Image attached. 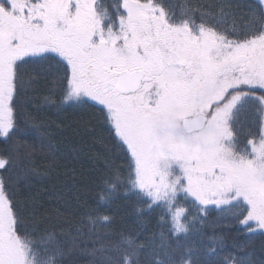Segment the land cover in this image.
Wrapping results in <instances>:
<instances>
[{
    "label": "snow or ice",
    "instance_id": "obj_1",
    "mask_svg": "<svg viewBox=\"0 0 264 264\" xmlns=\"http://www.w3.org/2000/svg\"><path fill=\"white\" fill-rule=\"evenodd\" d=\"M259 3L258 12L249 8L257 23L237 29L223 26L241 8L230 0H184L179 9L172 0H0L5 151L18 149L16 138L33 131L20 105L26 84L51 79L62 85V103L89 112L126 162L123 172L105 178L100 203L123 185L143 202L138 211L160 210L161 224L177 240L190 231L188 204L204 215L210 205L227 210L248 234L264 235V0ZM9 166L0 156V169ZM16 179L0 175V264H64L67 250L55 233L37 236L28 223ZM30 218L35 221V211ZM87 219L92 227L76 229L74 246L101 254L96 264H140L143 244L98 233L107 215ZM209 240L203 260L191 248L162 241L153 250L156 264H244L224 253L221 238Z\"/></svg>",
    "mask_w": 264,
    "mask_h": 264
},
{
    "label": "trees",
    "instance_id": "obj_2",
    "mask_svg": "<svg viewBox=\"0 0 264 264\" xmlns=\"http://www.w3.org/2000/svg\"><path fill=\"white\" fill-rule=\"evenodd\" d=\"M172 2L179 9L184 0ZM187 2L215 5L218 0ZM230 2L241 8L225 20L224 27L240 29L257 23L249 12V8L259 11L261 4L257 0ZM20 105L24 121L33 131L16 138L19 146L16 150L9 146L6 152L5 145L0 142V156L10 161L8 171L0 169V175L17 178L14 192L29 217L28 223L34 226L37 236L45 230L55 233L56 241L67 250L64 264H96L97 259H102L101 254L91 256L73 244L77 228L91 229L87 219L89 213L110 217L106 226L96 225V231L106 239L118 240L124 234L143 244L138 255L140 264H156L159 257L153 250L158 251L162 241L173 247L179 245L181 249L191 248L194 258L206 259L210 237L221 238L224 253L233 254L244 264H264V235L248 234L227 210L209 206L204 215L191 204L186 205L190 210V231L177 240L167 231L166 225L161 224L160 210L138 211L144 207L143 202L135 194H126L123 185H117L108 203H100L99 194L107 191L105 178H110L116 170L123 172L126 162L89 112L62 103L59 82L43 79L26 84ZM256 118L258 113H252L251 119ZM32 211L36 213L35 221L30 218ZM193 216L195 221H191Z\"/></svg>",
    "mask_w": 264,
    "mask_h": 264
},
{
    "label": "rangeland",
    "instance_id": "obj_3",
    "mask_svg": "<svg viewBox=\"0 0 264 264\" xmlns=\"http://www.w3.org/2000/svg\"><path fill=\"white\" fill-rule=\"evenodd\" d=\"M259 2V0H257ZM262 6V5H261ZM211 206V205H210Z\"/></svg>",
    "mask_w": 264,
    "mask_h": 264
}]
</instances>
